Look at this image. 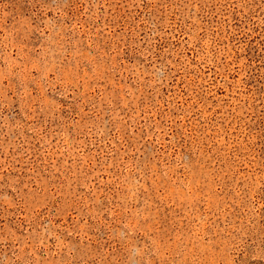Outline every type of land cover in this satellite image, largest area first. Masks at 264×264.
Wrapping results in <instances>:
<instances>
[{"label":"rangeland","instance_id":"obj_1","mask_svg":"<svg viewBox=\"0 0 264 264\" xmlns=\"http://www.w3.org/2000/svg\"><path fill=\"white\" fill-rule=\"evenodd\" d=\"M0 264H264V0H0Z\"/></svg>","mask_w":264,"mask_h":264}]
</instances>
